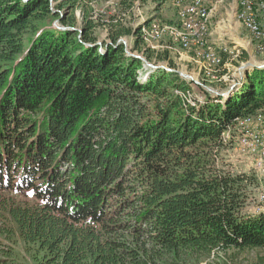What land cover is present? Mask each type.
<instances>
[{
  "label": "trees",
  "instance_id": "obj_1",
  "mask_svg": "<svg viewBox=\"0 0 264 264\" xmlns=\"http://www.w3.org/2000/svg\"><path fill=\"white\" fill-rule=\"evenodd\" d=\"M95 1L0 0V264H16L17 238L37 264H190L264 249V216L241 213L255 177L210 165L232 121L264 107V69L228 98L198 86L191 105L174 93L193 85L176 72L139 79L143 62L120 39L150 61L140 27L93 18Z\"/></svg>",
  "mask_w": 264,
  "mask_h": 264
},
{
  "label": "rangeland",
  "instance_id": "obj_2",
  "mask_svg": "<svg viewBox=\"0 0 264 264\" xmlns=\"http://www.w3.org/2000/svg\"><path fill=\"white\" fill-rule=\"evenodd\" d=\"M131 1L133 2V6L130 11L123 12V10L119 8V0H96L92 4L94 9L93 18L104 21L108 20L111 16L122 17L125 25L132 28L140 27L138 36L143 42L144 49L149 48L153 51L152 59L150 61L147 60L143 56L142 51L133 49L134 37L132 36H123L120 39L125 47V53L128 51L130 54H135L154 66H162L167 71H178L190 76L193 81L179 75L183 80L192 82V91L189 92L188 95H184L182 92L176 90L174 93L182 96V98L191 105H194L196 101L202 102L203 100V94L198 88L200 85L195 84L194 80L201 82L203 84L201 87L214 97L217 96L214 91L221 93L226 92L227 85L232 82L237 83L241 81V85L245 82L246 72H244V69L240 68L242 64H264V15L259 14V17H257L259 35L254 36L252 29L248 27L241 18H238L241 12V8L239 7L240 0H217V5H220L221 9L214 23L213 21L211 23V20L212 13L215 10V3L214 1V4L208 1L209 5L213 4L209 6L206 1L203 0L209 15L208 28L205 34L194 35V37L193 35L189 37L188 35L184 36L185 32L177 15L178 7L175 6L176 4L172 0H163L162 2L156 0ZM52 5H54V2ZM61 14L63 15V11ZM74 16L77 22L73 29L81 31L82 22L79 8L75 9ZM54 23L58 25V20L50 17L44 24L55 26ZM152 25H155L156 29L153 28ZM94 35L96 36V43L98 45H101L103 41H108L106 29L101 26L94 29ZM212 35H214V39ZM183 38L184 40L187 39V44L183 43ZM224 49L226 50L224 51ZM209 50H213L214 54H219V64L222 66L218 65V67L214 69L213 75H207V72H205L207 68L213 69L210 66L212 52L210 53ZM165 51L168 53L163 60L156 57L159 53H164ZM242 52L246 53L245 59L240 58ZM126 55L128 54L126 53ZM163 56L164 55H162V57ZM169 61H172L174 67H169ZM149 69L152 68L143 63V68L139 70L140 80H143L147 73H149ZM223 69L227 71L224 74H222ZM251 71L253 70L249 67L247 72L250 73ZM220 81L223 83H220ZM208 89H210V91ZM233 122L235 121L233 120L232 123ZM232 128H234V126H229L222 132V146L216 153V159L213 155L214 151H211L212 156L210 158V165L217 169L221 168L223 171L235 172L238 168L241 170L245 169L242 166V160L239 162L235 157L230 158L229 156L230 152H228V149L234 148L233 139L231 141L229 140L231 137L230 135L234 131ZM228 130L229 132H227ZM253 196V187L250 185L248 188L247 200L241 208L242 216L255 215L253 214ZM12 246L16 264H37L35 259L37 256L35 246L27 245L18 238ZM190 264H264V249L215 250L209 255L199 258V261Z\"/></svg>",
  "mask_w": 264,
  "mask_h": 264
},
{
  "label": "bare ground",
  "instance_id": "obj_3",
  "mask_svg": "<svg viewBox=\"0 0 264 264\" xmlns=\"http://www.w3.org/2000/svg\"><path fill=\"white\" fill-rule=\"evenodd\" d=\"M172 1L176 4L175 6L178 7L177 15L182 23L181 25L185 32V34L183 33L184 36L188 35L189 37L193 35L194 37V35H202L207 32L209 15L203 0ZM239 4L241 12H238V18H241L245 24L252 29L254 36L259 35L257 17H259V14L264 15V0H240ZM152 27L156 29L155 25H152ZM186 40H184L183 43L187 44ZM225 50L226 49H224V51ZM209 51L210 53L212 52L210 60L211 65H209L213 69L207 68L205 72H207V75H213L214 69H216L218 65L221 66L219 64L220 58L219 54H214L213 50ZM237 88H235L231 94ZM225 94L226 92H223V95ZM232 129L234 131L232 130L233 132L229 140L231 141L233 139L234 148L228 149V152H230L229 156L230 158L235 157L239 162L242 160V166L245 170L238 168L236 172L241 174H252L255 177V183L252 185L254 195L252 198L254 201L253 214L264 216V138L261 136L264 135V108L259 109L253 114L237 118L234 128ZM227 132H229V130Z\"/></svg>",
  "mask_w": 264,
  "mask_h": 264
},
{
  "label": "water",
  "instance_id": "obj_4",
  "mask_svg": "<svg viewBox=\"0 0 264 264\" xmlns=\"http://www.w3.org/2000/svg\"><path fill=\"white\" fill-rule=\"evenodd\" d=\"M50 1H52V0H50ZM55 24V26L56 27H58V28H63L64 29V27H59L58 25H56V23H54ZM126 53L128 54V55H131V56H133V57H138V58H140V59H142L141 57H139V56H137V55H135V54H130L128 51H126ZM143 60V59H142ZM143 63L146 65V66H149V67H151V68H163L162 66H154V65H152V64H150V63H148L147 61H145V60H143ZM251 63H245V64H242L241 66H240V68L241 69H244V72H246L245 73V77H246V75H247V70H248V68L249 67H251V69L252 70H254V69H263L264 68V64H261V65H251ZM178 75H180L181 77H184L185 79H188V80H191V81H193L192 80V78L190 77V76H187L186 74H182L181 72H178V71H175ZM246 79V78H245ZM194 83L195 84H197V85H200V86H203V84L201 83V82H198V81H196V80H194ZM239 85H241V81L240 82H237V83H234V82H232V83H230V84H228L227 85V91H226V94L225 95H223V93H221V92H216V91H214L215 92V94L217 95V96H222L223 98H228V96L231 94V92L235 89V88H237ZM209 91H210V89H208ZM212 91V90H211ZM225 96V97H224Z\"/></svg>",
  "mask_w": 264,
  "mask_h": 264
},
{
  "label": "crops",
  "instance_id": "obj_5",
  "mask_svg": "<svg viewBox=\"0 0 264 264\" xmlns=\"http://www.w3.org/2000/svg\"><path fill=\"white\" fill-rule=\"evenodd\" d=\"M206 1V3L209 5V2L208 1H210L211 3H213V1H214V3H215V10H214V12L212 13V20H211V23H212V21H213V23L215 22V19H217L218 18V13H220V9H221V6L220 5H217L218 4V2H217V0H205ZM213 3V4H214ZM213 4H210V5H213ZM209 5V6H210ZM212 25V24H211ZM224 26V25H223ZM222 26V27H223ZM221 27V28H222ZM224 28H225V26H224ZM212 32V31H211ZM213 33V32H212ZM214 35H212V38L214 39V37H213Z\"/></svg>",
  "mask_w": 264,
  "mask_h": 264
},
{
  "label": "built area",
  "instance_id": "obj_6",
  "mask_svg": "<svg viewBox=\"0 0 264 264\" xmlns=\"http://www.w3.org/2000/svg\"><path fill=\"white\" fill-rule=\"evenodd\" d=\"M261 136H263V138H264V135H261ZM263 155H264V151H263Z\"/></svg>",
  "mask_w": 264,
  "mask_h": 264
}]
</instances>
